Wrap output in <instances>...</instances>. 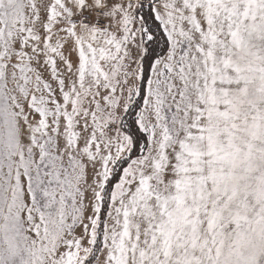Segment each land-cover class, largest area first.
<instances>
[{"label": "snow or ice", "instance_id": "6c2138e0", "mask_svg": "<svg viewBox=\"0 0 264 264\" xmlns=\"http://www.w3.org/2000/svg\"><path fill=\"white\" fill-rule=\"evenodd\" d=\"M0 264H264V0H0Z\"/></svg>", "mask_w": 264, "mask_h": 264}]
</instances>
